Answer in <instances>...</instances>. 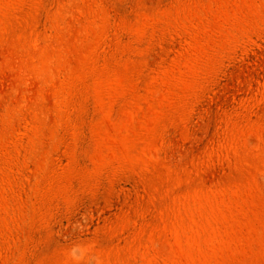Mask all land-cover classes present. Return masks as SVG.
Listing matches in <instances>:
<instances>
[{
  "label": "rangeland",
  "instance_id": "1",
  "mask_svg": "<svg viewBox=\"0 0 264 264\" xmlns=\"http://www.w3.org/2000/svg\"><path fill=\"white\" fill-rule=\"evenodd\" d=\"M0 264H264V0H0Z\"/></svg>",
  "mask_w": 264,
  "mask_h": 264
}]
</instances>
